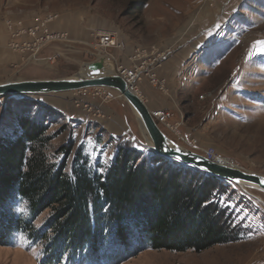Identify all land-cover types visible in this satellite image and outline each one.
<instances>
[{"label": "rangeland", "instance_id": "1", "mask_svg": "<svg viewBox=\"0 0 264 264\" xmlns=\"http://www.w3.org/2000/svg\"><path fill=\"white\" fill-rule=\"evenodd\" d=\"M136 1L0 0V24L10 49V42L22 41L17 40L22 35L24 42L42 36L44 30L56 36L41 43L36 59L29 52L20 53V64L11 67L0 83L28 80L23 79L25 75L65 78L97 56H110L112 51L107 50H116L117 57L132 52L134 59L148 63L140 78L151 68L158 76L160 71L165 80L158 81L153 91L180 109L174 115L164 111L170 114L167 123L172 128L156 121L168 137L204 156L212 147L216 161L264 176V0H144L140 7ZM35 27L38 30L30 35L29 29ZM75 27L79 30L74 33ZM102 33L114 34L120 47L101 50ZM52 45H58L54 57L40 58L41 50ZM168 62L180 66L170 67ZM93 91L1 97L0 139L11 137L18 131V119L28 117L46 128L43 151L47 160L66 165L67 173L77 153L85 159L88 172L100 174H105L121 146L135 149L140 158L156 155L123 98L104 101L92 96ZM91 99L114 109L126 133L110 134L117 122L105 118L99 105L91 106L87 101ZM61 147H68L69 154ZM158 156L162 162L169 159ZM166 162L171 167H189L176 160ZM226 187L221 203L234 212L241 228L234 241L201 252H173L138 250L136 236L122 243L108 235L97 251L64 253L49 264H264V191L231 182ZM15 203V215L29 217L26 204ZM50 215L49 209L44 210L33 226L41 230ZM44 243L25 232H13L8 244L0 242V264H44Z\"/></svg>", "mask_w": 264, "mask_h": 264}, {"label": "trees", "instance_id": "2", "mask_svg": "<svg viewBox=\"0 0 264 264\" xmlns=\"http://www.w3.org/2000/svg\"><path fill=\"white\" fill-rule=\"evenodd\" d=\"M45 130L22 116L18 131L0 139L1 243L8 244L13 232L44 240L43 263L49 264L64 253L97 251L108 235L122 243L136 236L138 250L173 252H201L238 238L235 214L221 203L228 181L190 165L168 166L175 159L162 162L157 154L140 158L123 146L105 174L88 172L78 153L67 173L66 165L47 160ZM69 150L60 148L64 154ZM15 201L26 204L29 217L15 215ZM46 209L51 215L37 230L32 222Z\"/></svg>", "mask_w": 264, "mask_h": 264}, {"label": "water", "instance_id": "3", "mask_svg": "<svg viewBox=\"0 0 264 264\" xmlns=\"http://www.w3.org/2000/svg\"><path fill=\"white\" fill-rule=\"evenodd\" d=\"M94 87L112 89L120 94L135 115L146 144L157 155L175 159L180 163L193 166L228 182L264 191L263 175L246 172L234 165L230 166L216 160H209L204 155L185 148L168 137L159 128L142 98L125 81L122 75L114 69L109 70L104 67L103 58L85 63L80 71L65 78L1 82L0 98L6 96L58 94Z\"/></svg>", "mask_w": 264, "mask_h": 264}, {"label": "crops", "instance_id": "4", "mask_svg": "<svg viewBox=\"0 0 264 264\" xmlns=\"http://www.w3.org/2000/svg\"><path fill=\"white\" fill-rule=\"evenodd\" d=\"M76 30H79L78 27L73 28L72 31L75 33ZM72 31L70 33H72ZM70 35L73 36V34H70ZM7 40H8L7 34L5 33L4 29L2 28V26L0 24V80L3 79L4 77H6L11 72V70H12V69H10L11 67H14L15 65H19L20 59H21V54L19 52L12 50L8 47ZM17 40L25 41L26 37H25V35L24 36L22 35V38H19ZM55 46L56 45H52V46H48V47L42 49L41 53L43 56L40 58H44L46 60L53 58L54 56H52V55H54L55 50H58V45L56 47ZM107 51L108 52L112 51L110 56H106V55H104V57L97 56V59H95V60H98L99 58H103L104 59V67L106 69L110 70L114 66V67H116L115 71H117L118 73H119L118 68H120L122 66L142 67V70L148 69V63L147 62L143 63L141 61L139 62L137 59H134L132 52H130L129 54H126V56L124 54V56H122V57H120L119 55L117 57V56H115V53L117 52L116 50H107ZM38 55H40V54L38 53ZM95 60H92V61H95ZM143 64H146V65L144 66ZM168 64L170 67H177L178 68L180 66L179 62L175 63V65H170L169 62H168ZM153 70H154L153 68H151V72H150V70H148L149 74L141 77L138 80L137 84H135V88L133 90L142 98L143 102L146 104L147 108L150 110L153 117H154V113H156L158 111L169 110L168 112H170V114L173 113V115L175 112L179 113L180 112L179 107H177L176 105H174L172 103L164 101L163 97H161V96H165V95H162L160 93L161 94L160 97L156 96V92L153 91L154 87L156 86V83L158 81H164L165 79H164V77L160 71H159V76H158L157 72L156 71L153 72ZM23 79H34V78H31V76L25 75V77ZM151 86H153V87H151ZM92 98H94V97H92ZM87 101L93 107H96L97 105H99L100 106L99 109L101 110V112L103 113L105 118L106 117L109 119L113 118V120L117 122L118 125L114 126L115 127L114 129L108 131L110 134L112 133V134L122 135V134L126 133L125 128H123V125L121 123V122H123V119L115 113L114 109L108 108L106 105H102V103H96V101L94 99L87 100ZM123 101H124V99H123ZM171 102H172V100H171ZM120 105L122 106L121 103H120ZM127 106H128V104H127ZM109 112H111V113H109ZM112 112L114 114H112ZM154 120L156 122L157 118L154 117ZM118 121H120V123H118Z\"/></svg>", "mask_w": 264, "mask_h": 264}, {"label": "built area", "instance_id": "5", "mask_svg": "<svg viewBox=\"0 0 264 264\" xmlns=\"http://www.w3.org/2000/svg\"><path fill=\"white\" fill-rule=\"evenodd\" d=\"M38 30V27L30 28L29 34L34 35V33ZM22 32V30H21ZM19 35V34H18ZM56 36H52L46 33L45 30L42 33V36H39L38 38L35 37L33 41L31 42H22V41H11L10 46L13 50L19 52L22 54V52H29L32 54L34 59H36V55L40 50V47L43 46L46 42H49L51 38H54ZM44 42V43H43ZM43 43V44H41ZM98 46L101 50H106L107 48H118L120 47V44L115 37L114 34L111 33H102L99 38ZM101 54V53H100ZM119 73L122 75V77L125 79V81L134 89L136 81L140 79V73L142 71V67H133L131 69L126 68H118ZM94 91L92 92V96L101 97L104 101L114 99L115 97H121L120 94H114L110 89L103 88V87H95L93 88ZM170 116L168 112L164 111H158L154 113V117L157 118V120L167 127H171L167 123V119ZM205 157L209 160L215 161L217 159V155L212 147H209L205 150Z\"/></svg>", "mask_w": 264, "mask_h": 264}, {"label": "snow or ice", "instance_id": "6", "mask_svg": "<svg viewBox=\"0 0 264 264\" xmlns=\"http://www.w3.org/2000/svg\"><path fill=\"white\" fill-rule=\"evenodd\" d=\"M261 50L264 51V48H262ZM177 159H179V157H177ZM262 183H264V181H262Z\"/></svg>", "mask_w": 264, "mask_h": 264}, {"label": "bare ground", "instance_id": "7", "mask_svg": "<svg viewBox=\"0 0 264 264\" xmlns=\"http://www.w3.org/2000/svg\"><path fill=\"white\" fill-rule=\"evenodd\" d=\"M231 166V165H230Z\"/></svg>", "mask_w": 264, "mask_h": 264}]
</instances>
